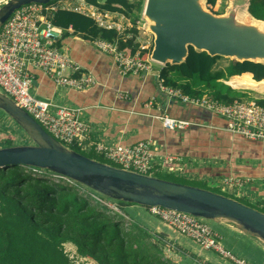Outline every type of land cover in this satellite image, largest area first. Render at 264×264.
<instances>
[{
    "label": "trees",
    "instance_id": "obj_1",
    "mask_svg": "<svg viewBox=\"0 0 264 264\" xmlns=\"http://www.w3.org/2000/svg\"><path fill=\"white\" fill-rule=\"evenodd\" d=\"M217 1L208 0L207 3L215 6ZM89 2L103 11L120 12L130 17L135 11H141L143 4L142 0ZM249 12L251 16L264 20V0H251ZM52 22L56 27H72L74 33H83L90 41L98 37L117 41L119 48L129 56L139 53L142 59H146L153 48L141 46L135 27L136 19H133L134 33L129 36L118 29L99 27L92 16L72 9H58ZM68 35L67 32L62 33L55 43L61 46ZM220 57L211 56L206 51L198 52L191 46L186 62L167 63L160 71V79L164 85L179 87L189 95L207 93L226 102L243 98L231 94L229 91H233V88L221 81L226 79L223 76L226 71L230 76L252 73L254 79H264V63L261 62L231 59L226 71L214 72L213 67ZM259 103L264 105V99H260ZM237 136L241 156H260L263 141ZM74 149L85 154L81 149ZM260 164H264V161ZM259 165L238 166L239 173L236 175H241L242 170L243 173L256 175ZM38 169L47 176L34 175V167L23 164L0 167V264H75L64 247L67 242L73 243L82 257L93 259L98 264H182L167 257L163 247L151 240L144 227L126 221L122 213L115 212L86 189L87 185L46 169ZM39 170L36 172L41 174ZM119 201L121 204L129 203ZM258 209L264 211V208Z\"/></svg>",
    "mask_w": 264,
    "mask_h": 264
},
{
    "label": "crops",
    "instance_id": "obj_2",
    "mask_svg": "<svg viewBox=\"0 0 264 264\" xmlns=\"http://www.w3.org/2000/svg\"><path fill=\"white\" fill-rule=\"evenodd\" d=\"M6 1L0 0V6ZM97 1L105 2V0ZM50 6L56 7L46 14L51 22L58 9H72L86 14L77 8L91 9L92 6L98 8L89 0H53ZM110 13L114 19L117 15L123 16L120 12ZM115 20L122 24L118 19ZM60 29L59 37L62 33H69L62 40L60 47L66 49L70 57L81 66V70L73 74L76 77L82 75L87 81V86L84 89H76L58 85L44 70L30 65L29 70L35 75L33 85L35 95L56 105L77 109L81 119L91 128L92 139L96 141L109 145H129L145 139L152 140L158 156L176 157L169 166L177 168L175 175L179 178L200 181L216 188H220L219 183L224 177L251 179L250 181L255 182L249 181L244 186V188L247 186L244 191L249 193V199L262 203L264 164L260 163L264 161V156L260 159L241 156L238 152V134L226 128L224 117L199 105L186 104L180 99L169 98L161 87L160 75L154 72L157 69L161 70L164 65H161V68L152 65V69L147 72L124 74L120 71L113 55L102 52L93 45L94 39L90 41L83 33H74L72 27ZM120 33L124 32L120 31ZM249 75L257 82L264 80L254 79L252 73L233 75L227 80H221L226 81L233 88L242 87L257 91L259 86H264V83L237 85L239 78ZM120 93L126 95L120 96ZM163 114L188 121L189 125L185 128L172 129L159 118ZM3 137L13 138L0 134V138ZM91 153L102 156L94 150ZM257 165L259 172L256 175L243 173L244 170L241 175H236L239 173L238 166L242 168ZM120 205L124 215L130 220L142 222L146 218L144 228L155 242L163 246L164 252L170 251L176 255V247L186 249L188 252L193 251L192 247L196 249L190 238L183 236L167 223L152 217L144 206L131 203H120ZM211 224L220 233L226 248L252 264H264V246L259 244L255 237L223 220H211ZM212 254L215 253L211 252ZM212 258L213 260L208 261L209 264H231L219 255Z\"/></svg>",
    "mask_w": 264,
    "mask_h": 264
},
{
    "label": "built area",
    "instance_id": "obj_3",
    "mask_svg": "<svg viewBox=\"0 0 264 264\" xmlns=\"http://www.w3.org/2000/svg\"><path fill=\"white\" fill-rule=\"evenodd\" d=\"M55 8L50 4L35 2L23 5L1 27L0 91L14 99L51 135L69 148H78L84 152L94 150L113 162L116 167L126 170L154 176L160 172L175 175L177 168L169 165L176 157L158 156L152 140L145 139L129 145H109L96 141L92 139L91 128L81 119L77 109L56 105L35 95L33 92L35 75L29 70L30 65L44 70L58 85L76 89H84L87 86V81L82 75L76 77L73 74L81 70V66L70 57L66 49L55 43L58 37L55 32L59 34L61 29L46 16L48 11ZM90 8L78 7L77 10L92 16L100 27L123 32L122 24L116 21L109 11H101L93 6ZM93 45L102 52L113 55L120 71L124 74L147 72L152 69L151 53L146 59H142L139 53L129 56L125 50L119 48L117 41H109L101 37L95 38ZM142 47L148 48L144 45ZM160 80L161 87L169 98L180 99L183 103L209 109L226 119V128L230 132L250 140L264 141V105L259 103L261 98L243 97L233 102H226L212 98L207 93L201 96L189 95L179 87L164 85L163 80ZM159 118L172 129L185 128L189 125L188 121L178 120L165 114ZM34 170L39 169L34 168ZM250 180L228 176L222 178L219 187L224 193H231L238 199L244 197V186ZM103 196L98 199L115 212L122 211L119 200ZM260 207L264 208V200ZM145 208L152 217L175 228L180 234L193 240L201 249L214 252L231 264H252L224 246L220 233L213 227L211 220L160 205L145 206Z\"/></svg>",
    "mask_w": 264,
    "mask_h": 264
},
{
    "label": "water",
    "instance_id": "obj_4",
    "mask_svg": "<svg viewBox=\"0 0 264 264\" xmlns=\"http://www.w3.org/2000/svg\"><path fill=\"white\" fill-rule=\"evenodd\" d=\"M50 1H6L0 6V29L23 5L34 2L48 4ZM207 1H145L144 17L154 35L153 62L164 66L167 63L182 64L186 62L192 46L196 51H206L211 56L264 63V30L253 22L245 21L239 13L243 5L249 12L251 0H233L224 14L209 10L205 6ZM55 34L59 36L58 32ZM160 71L154 72L160 75ZM0 109L35 142L1 147L0 167L23 164L42 168L74 179L116 200L144 206L160 205L209 220L231 222L264 243V211L204 187L126 170L86 156L56 139L27 110L1 91Z\"/></svg>",
    "mask_w": 264,
    "mask_h": 264
},
{
    "label": "rangeland",
    "instance_id": "obj_5",
    "mask_svg": "<svg viewBox=\"0 0 264 264\" xmlns=\"http://www.w3.org/2000/svg\"><path fill=\"white\" fill-rule=\"evenodd\" d=\"M133 1H136V0H133ZM145 1L146 0H142V2H143L142 10L141 11H135L134 14L131 15V17L128 16V15H124L123 14V16L122 15L115 16V19H118L122 23L123 32L126 33L127 36L133 35V33H134L133 32V28H134L133 19H136V23H135L136 26L135 27L137 29L138 40L140 41L141 45H144L145 47H148V48L151 49L153 47V45H154V35H153V33L150 32V30L148 28L149 23H148L147 18L144 17V12L143 11H144ZM232 2H233V0H218L217 4L215 6H210V5L207 4V2L205 3V6L209 10H211L212 12H215L216 14H224V13H227V11L229 10L230 6L232 5ZM239 13H240V16H242V17L244 15V13H247V9L245 8V6L241 7ZM120 17H122V18L120 19ZM230 62H231V58L230 57L221 56L216 61V64L213 67V71L216 72V71H220V70L223 71V69L226 70L227 67L229 66ZM152 65H154L155 67H160V68L162 67L161 64H158V63H155V62H153ZM223 76L226 78L225 80L231 78V76L228 73V71H226L223 74ZM221 81H223V80H221ZM253 81L257 82L255 80H252V83H253ZM261 83H264V82H261ZM226 84H228V83H226ZM258 84H260V83H258ZM237 85H239V86H241V85L248 86L249 84H245V82L239 81V83ZM259 87L261 89L257 88L258 92L255 91V90H252V89H244L242 87H237V88H233L232 87L234 92L233 91H229V90H227V91H229L231 94H233L235 96H238V97H257L258 99L259 98L264 99V90H263L264 86H259ZM0 134H5L6 136H12L13 137L12 139H8L7 137L0 138V148L1 147L11 146V145H24V144H34L35 143L34 140L27 134V132L12 117H10V115H8L2 109H0ZM82 152L85 153L86 156L88 155L91 158H94V159H96L98 161L105 162V163H108V164H111V165L115 166V164L113 162L105 159L103 156H100L98 154L91 153V152H84V151H82ZM263 156H264V148H262L259 157H263ZM39 172H41V174H39L36 171L33 172V174L34 175H38V176L46 175L44 171H39ZM49 172L50 173H54V172H51V171H49ZM155 175L157 177L167 178L168 180H172V181L178 180V181H182V182L184 181V182H188V183H191V184H195V185H198V186H203V187L205 186V184L203 182L194 181V180L191 181V180H188V179L187 180L186 179H180L176 175L164 174L162 172H160L158 174H155ZM52 177H54V175H52ZM250 182H255V181H250ZM206 186H207V189H210V190L213 189L216 192H221L220 188L213 187V186H211L209 184H206ZM245 188L247 189V186ZM245 188H244V190H245ZM86 189H88L89 191H92V193L94 195H96V196H98L100 198H102V196H103L102 193H100L99 191H97L95 189H92L90 187L89 188L86 187ZM232 191H233V189H232ZM221 193H224V192H221ZM100 194H101V196H100ZM224 194H226V193H224ZM248 194L245 192L244 197L238 198V199H242L241 201H243V202H245L247 204L256 206L258 208H261L260 207L261 203L259 201H257L256 203H253V200L248 198V197H250V195H248ZM227 195H230V197L233 196V194H231V193H228ZM103 197H105V195ZM253 199H255V198H253ZM118 203H120V201H118ZM138 205H140V204H138ZM142 206H144V205H142ZM136 211L138 212L137 208H136ZM119 212H122V211H119ZM122 214L124 215L123 212H122ZM123 218L126 221L134 222V223H136V224H138V225H140L142 227H144V221L146 220V218H145V220H142V222L140 220L139 221H136V220L132 221L126 215H124ZM111 219H113V218H111ZM149 222H150V220H149ZM227 223H229V222H227ZM230 224L235 225L234 223H231V222H230ZM235 226H237V225H235ZM255 239H256V241L259 242V244L264 246V243H262L259 239H257V238H255ZM151 240L154 242L153 238ZM192 243L196 246L195 247L196 249H194V247H192V249H193L192 252H188L186 249H181V248L177 249V247H176V251H177L176 255L171 253L170 251L165 252V255L167 257H169V258L174 259L177 262H182V264H209L208 261L213 260V258H212L213 256L217 257L216 253L212 254L213 255L212 256L211 255V251L201 249V247H199L193 240H192ZM64 247H65L66 251L68 252V254L70 255V257L72 258V260L74 261L75 264H77V263L78 264L79 263H82V264H84V263L85 264H98L93 259H90V258L86 259V258L82 257L78 253L77 247L75 245H73V243L67 242V243L64 244Z\"/></svg>",
    "mask_w": 264,
    "mask_h": 264
},
{
    "label": "bare ground",
    "instance_id": "obj_6",
    "mask_svg": "<svg viewBox=\"0 0 264 264\" xmlns=\"http://www.w3.org/2000/svg\"><path fill=\"white\" fill-rule=\"evenodd\" d=\"M245 5H243L244 7ZM246 8V6H245ZM247 9V8H246ZM242 17V16H241ZM245 21H249V22H253L255 23L257 26H259L261 29L264 30V21L255 19L253 16L250 15V13L247 11V13H244L243 17H242ZM238 78V77H236ZM240 81L245 82L247 84H251L252 83V79L249 76H242L241 78H239ZM264 82V80L260 81V82H254L252 84H257V83H261Z\"/></svg>",
    "mask_w": 264,
    "mask_h": 264
},
{
    "label": "clouds",
    "instance_id": "obj_7",
    "mask_svg": "<svg viewBox=\"0 0 264 264\" xmlns=\"http://www.w3.org/2000/svg\"><path fill=\"white\" fill-rule=\"evenodd\" d=\"M2 5H3V4H2ZM2 5H1V6H2Z\"/></svg>",
    "mask_w": 264,
    "mask_h": 264
}]
</instances>
